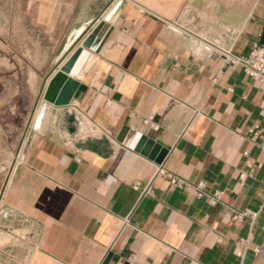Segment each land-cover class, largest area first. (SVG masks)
<instances>
[{"label": "crops", "instance_id": "1", "mask_svg": "<svg viewBox=\"0 0 264 264\" xmlns=\"http://www.w3.org/2000/svg\"><path fill=\"white\" fill-rule=\"evenodd\" d=\"M104 21L69 104L30 114L0 185V264H264V82L225 59L260 44L264 0H0L2 52L46 90Z\"/></svg>", "mask_w": 264, "mask_h": 264}, {"label": "rangeland", "instance_id": "2", "mask_svg": "<svg viewBox=\"0 0 264 264\" xmlns=\"http://www.w3.org/2000/svg\"><path fill=\"white\" fill-rule=\"evenodd\" d=\"M0 37V185L12 169L31 115L45 93L39 78L13 52H2Z\"/></svg>", "mask_w": 264, "mask_h": 264}, {"label": "water", "instance_id": "3", "mask_svg": "<svg viewBox=\"0 0 264 264\" xmlns=\"http://www.w3.org/2000/svg\"><path fill=\"white\" fill-rule=\"evenodd\" d=\"M109 16L106 18L108 20ZM107 21L95 28L92 33L82 42V45L76 48L71 56L64 62L62 69L57 72L49 81L43 100L54 106H66L69 104L76 88L77 81L73 78V67L76 61L84 54L85 48H89L94 38H101L107 29ZM260 44L264 45V26L260 38ZM46 103L42 102L39 112L35 118L34 126L37 127L43 117ZM117 140L123 145L129 146L136 152H139L149 159H153L156 163H161L167 153L160 143L155 142L145 135L135 132L132 129L124 127L117 136ZM111 254H108L102 264H108Z\"/></svg>", "mask_w": 264, "mask_h": 264}, {"label": "built area", "instance_id": "4", "mask_svg": "<svg viewBox=\"0 0 264 264\" xmlns=\"http://www.w3.org/2000/svg\"><path fill=\"white\" fill-rule=\"evenodd\" d=\"M225 59L231 63H238L242 66L244 73L250 78L258 81L264 82V45L256 44L252 50L246 56H234L229 55L225 56ZM173 186L178 188H185L187 185L181 180L173 177L170 180ZM198 188L201 189L202 184H198ZM219 193L216 192L212 196H207L209 201L217 200ZM198 197L202 196V192H198ZM258 249H255V252H258Z\"/></svg>", "mask_w": 264, "mask_h": 264}, {"label": "bare ground", "instance_id": "5", "mask_svg": "<svg viewBox=\"0 0 264 264\" xmlns=\"http://www.w3.org/2000/svg\"><path fill=\"white\" fill-rule=\"evenodd\" d=\"M82 56H83V55H81V57L76 61L75 65H74V67H73V73H75L77 67L79 66L80 61H81V59H82Z\"/></svg>", "mask_w": 264, "mask_h": 264}]
</instances>
